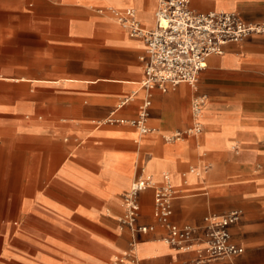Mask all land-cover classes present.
Masks as SVG:
<instances>
[{"label": "crops", "instance_id": "crops-1", "mask_svg": "<svg viewBox=\"0 0 264 264\" xmlns=\"http://www.w3.org/2000/svg\"><path fill=\"white\" fill-rule=\"evenodd\" d=\"M195 12L264 23V0H189ZM156 0H0V264H193L202 242L167 243L153 189L139 193L133 236L124 194L136 178L174 189L172 220L199 226L239 210L243 251L208 264H264V31L210 54L194 84L147 91L146 44L118 22L134 8L154 26ZM204 96L201 130L191 102ZM180 132L178 138H170Z\"/></svg>", "mask_w": 264, "mask_h": 264}, {"label": "built area", "instance_id": "built-area-1", "mask_svg": "<svg viewBox=\"0 0 264 264\" xmlns=\"http://www.w3.org/2000/svg\"><path fill=\"white\" fill-rule=\"evenodd\" d=\"M116 18L131 36L142 37L146 44V54L141 56L144 62L145 77L142 81L147 91L140 106L138 116L133 119H120L135 126L140 133L150 130L147 126V108L150 105V90L167 87L180 82L194 84L199 73L206 66L210 54H220L228 42H240L251 33L264 31V23L244 21L236 12H195L189 6V0H156L154 26L144 28L137 18L134 8L116 11ZM205 102L204 96L192 99L191 109L194 123L185 133L199 132V116ZM180 132L170 138H178ZM148 188L153 189V215L162 226L163 239L170 245L184 251L190 250L195 242H202L197 249L193 264H208L222 258L239 254L243 248L231 239L230 225L240 218L239 210L228 213L208 214L199 226L180 225L172 220V201L174 189L167 173L162 174V182L157 183L145 174L132 181L124 194L125 215L123 223L135 236L137 233L148 234L156 231V224H139L137 222L140 203L139 193ZM128 264H148L132 259Z\"/></svg>", "mask_w": 264, "mask_h": 264}]
</instances>
